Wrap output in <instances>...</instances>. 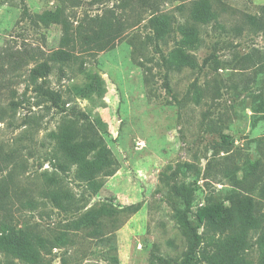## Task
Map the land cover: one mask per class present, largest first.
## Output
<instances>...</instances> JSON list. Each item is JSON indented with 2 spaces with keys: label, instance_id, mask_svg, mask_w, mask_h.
Segmentation results:
<instances>
[{
  "label": "rangeland",
  "instance_id": "1",
  "mask_svg": "<svg viewBox=\"0 0 264 264\" xmlns=\"http://www.w3.org/2000/svg\"><path fill=\"white\" fill-rule=\"evenodd\" d=\"M62 12L72 31L86 28L75 46L62 43L61 23L37 16ZM263 14L264 0H0V225L48 238L65 231L68 243L42 250L43 264H156L153 253L180 262L185 205L173 187L190 195L192 220L208 196L241 183L260 219L245 264H264V33L251 23ZM103 18L116 26L114 45L89 54L84 41L98 29L90 21ZM186 27L198 35L183 46ZM179 49L198 66L168 71L163 57ZM59 50L70 60H54ZM90 123L117 163L97 187L77 178L79 164L56 137L80 142ZM51 190L73 204L60 210ZM91 208L119 213L100 235L69 228ZM0 264L25 262L0 253Z\"/></svg>",
  "mask_w": 264,
  "mask_h": 264
},
{
  "label": "trees",
  "instance_id": "2",
  "mask_svg": "<svg viewBox=\"0 0 264 264\" xmlns=\"http://www.w3.org/2000/svg\"><path fill=\"white\" fill-rule=\"evenodd\" d=\"M38 18L45 24L51 22H59L63 25L62 43L66 47L76 45V38L86 32L83 24L79 23L75 30L72 31V25L64 13L56 14H38ZM198 18V15H196ZM90 26H97L94 37L84 41L86 51L91 54L96 51H103L114 45L115 36L118 34L114 23L109 18L91 19ZM98 23L97 24H94ZM251 23L264 33V14L263 17L252 16ZM157 36L163 35L166 30V23L161 20L155 26ZM197 29L186 27V39L182 41L183 46H187L190 42L194 44L197 41ZM115 34V35H113ZM76 37V38H75ZM73 42V43H71ZM73 48V47H72ZM72 57L70 51L59 50L54 53V60H70ZM163 65L169 71L173 68H180L184 65H190L196 68L197 62L195 58L188 54L179 52H171L166 58L163 57ZM70 65V64H69ZM166 88L170 89V83L165 82ZM77 92L87 94L86 88L78 87ZM54 93L44 90L43 95L52 96ZM97 122L103 124L100 118ZM88 135L80 142H73L72 137L62 135V131L56 135L58 148L63 152L67 151L72 163L79 164L76 176L79 180L85 181L91 187H97L96 177L100 174H111L116 168V160L111 150L104 144L103 139H97L98 130L94 124L87 126ZM105 131H107L105 129ZM98 154L93 160H86V155L91 150H97ZM243 185L238 183V189L229 191L223 198L215 199L212 196L206 198L203 206L198 208L194 213V218L189 219L191 212V197L182 187H173L176 195L180 196L184 202V209L178 210V220L185 229L188 239V250L182 261H172L167 257H163L156 253L152 254L151 260L156 264H245V252L248 243V233L251 228L260 227V219L248 212L249 207L254 203L248 198L249 195L243 192ZM48 197L53 204L60 210H66L73 204L72 195L67 191L51 190ZM138 206H127L121 211L135 212ZM119 211L116 209L103 213L101 209L91 208L78 219L69 223L70 229H86L91 230L96 235L103 233V227L109 224L107 219H115ZM114 227L109 232L115 230ZM201 229V231H200ZM264 234L260 237L261 245L264 247ZM263 240V241H262ZM69 239L65 231H61L53 238H48L42 234L36 233L33 229L10 226L7 223L0 225V253L11 255L19 258L25 264H43L42 250H52L54 247H62L68 243Z\"/></svg>",
  "mask_w": 264,
  "mask_h": 264
}]
</instances>
